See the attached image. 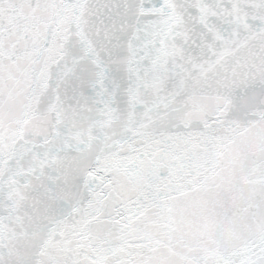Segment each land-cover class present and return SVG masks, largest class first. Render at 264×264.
<instances>
[{
  "label": "snow or ice",
  "instance_id": "1",
  "mask_svg": "<svg viewBox=\"0 0 264 264\" xmlns=\"http://www.w3.org/2000/svg\"><path fill=\"white\" fill-rule=\"evenodd\" d=\"M0 264H264V0H0Z\"/></svg>",
  "mask_w": 264,
  "mask_h": 264
}]
</instances>
